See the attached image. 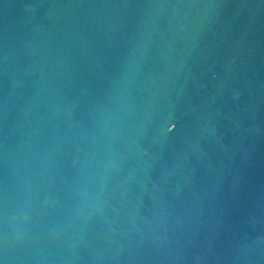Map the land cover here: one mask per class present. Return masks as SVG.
I'll list each match as a JSON object with an SVG mask.
<instances>
[{"label": "water", "instance_id": "obj_1", "mask_svg": "<svg viewBox=\"0 0 264 264\" xmlns=\"http://www.w3.org/2000/svg\"><path fill=\"white\" fill-rule=\"evenodd\" d=\"M0 262L264 264V0H0Z\"/></svg>", "mask_w": 264, "mask_h": 264}, {"label": "snow or ice", "instance_id": "obj_2", "mask_svg": "<svg viewBox=\"0 0 264 264\" xmlns=\"http://www.w3.org/2000/svg\"><path fill=\"white\" fill-rule=\"evenodd\" d=\"M168 119H169V123H171V127L168 128L167 131L170 132L172 130V128H175L176 127V124L175 123H172L173 117L171 115L168 117ZM0 264H2V262H0Z\"/></svg>", "mask_w": 264, "mask_h": 264}]
</instances>
